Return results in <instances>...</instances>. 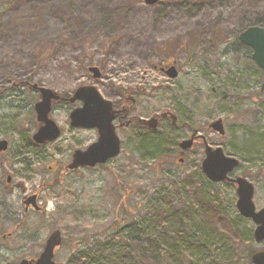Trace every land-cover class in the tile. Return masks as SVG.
Returning a JSON list of instances; mask_svg holds the SVG:
<instances>
[{"label":"rangeland","instance_id":"1","mask_svg":"<svg viewBox=\"0 0 264 264\" xmlns=\"http://www.w3.org/2000/svg\"><path fill=\"white\" fill-rule=\"evenodd\" d=\"M249 26L264 27V0H167L153 6L144 0H0V140L9 143L0 153V264L38 258L57 229L63 244L55 261L66 264L77 249L88 246L79 239L108 237L115 222L122 224L126 207L129 216H142L154 194L174 193L169 180H178L204 158L197 143L172 162L162 164L149 154L142 162L150 147L139 140L140 131L125 130L119 132V157L101 167L68 171L74 151L96 141L97 130L71 127L70 113L81 103H59L51 118L61 137L34 147L29 141L38 128L34 83L68 96L94 84L114 102L121 87H143L133 104L136 116L151 119L169 108L180 121H190L211 145L240 160L237 171L254 182V202L262 208L264 74L238 38ZM212 41L218 44L216 53L203 56ZM135 51L158 55L143 59ZM166 58L174 59L179 70L170 81L152 66L160 67ZM91 65L102 70L101 79L93 81ZM224 92L232 97L223 100ZM219 118L225 122L222 136L209 129ZM191 131L173 135L180 141ZM6 174L12 177L9 184ZM213 188L223 196L236 228L250 238L240 244V264H253L249 255L264 250V241L251 237L255 225L238 213L236 190L225 184ZM33 194L43 210H29L19 224L25 197ZM223 247L226 263L229 250ZM192 255L199 264L211 262L198 250Z\"/></svg>","mask_w":264,"mask_h":264},{"label":"trees","instance_id":"2","mask_svg":"<svg viewBox=\"0 0 264 264\" xmlns=\"http://www.w3.org/2000/svg\"><path fill=\"white\" fill-rule=\"evenodd\" d=\"M217 45L212 41L203 56L216 53ZM228 97L232 95L224 92L222 99ZM179 117L178 113L179 125L193 129L190 121H180ZM161 132H141L139 140L151 149L143 152L142 162L148 154L159 162L162 155L178 148L177 137L173 135L177 131L172 125L163 129V135ZM32 145L41 147L33 141ZM191 169L178 180H169V192L174 193L154 194L153 200L141 209L142 216H129L126 207V212L120 215L122 224L115 222L108 237L94 242L90 238L79 239L78 244L86 241L88 246L77 249L66 264H199L192 255L196 250L211 258L206 264H240V244L250 242L249 236L236 228L235 221L225 211L223 196L219 197L213 188L218 184L203 175L200 165ZM24 223L22 218L19 224ZM223 246L229 250L226 263L222 261L223 255L226 257Z\"/></svg>","mask_w":264,"mask_h":264},{"label":"water","instance_id":"3","mask_svg":"<svg viewBox=\"0 0 264 264\" xmlns=\"http://www.w3.org/2000/svg\"><path fill=\"white\" fill-rule=\"evenodd\" d=\"M161 0H145L148 5H154ZM240 41L251 47L253 50L252 59L264 73V27L249 26L239 35ZM95 79H99L102 74L97 67L89 69ZM169 76L176 78L178 70L175 67L169 69ZM33 88L39 92L40 100L35 104V112L39 127L33 134V141L37 144H46L60 138L62 132L57 123L50 117L52 105L54 102L64 100L56 91L33 85ZM264 90V81L262 84ZM226 96V95H225ZM71 102L82 101L81 107L75 108L71 114V126L83 127L98 130V140L92 143L86 150H75L72 162L67 166L68 169L74 170L80 167H95L99 164H105L109 160L117 157L121 152V140L116 132L114 120L117 111L114 109L113 102L105 99L94 85H83L78 87L73 96L69 99ZM176 122V116H172ZM151 127L157 128V119L152 118L147 122ZM213 130L224 135L225 125L222 118L213 121L210 126ZM194 137L181 142L180 147L184 151L192 148ZM205 157L202 160L201 168L206 177L219 183L225 180H233L237 183L238 200L236 206L240 215L251 219L256 228L254 237L257 242L264 241V207L257 210L254 203L255 186L247 178L239 176L231 179V173L240 164L239 159L225 154L222 147L214 148L204 136ZM9 143L6 140H0V153L6 152ZM12 177L7 175V182L10 183ZM37 194L26 197L24 204L27 208L32 205L36 210L41 208L37 204ZM61 230L53 231L48 237L43 251L37 259H22L19 264H57L55 261V250L62 245ZM253 264H264V250L257 251L252 255Z\"/></svg>","mask_w":264,"mask_h":264},{"label":"flooded vegetation","instance_id":"4","mask_svg":"<svg viewBox=\"0 0 264 264\" xmlns=\"http://www.w3.org/2000/svg\"><path fill=\"white\" fill-rule=\"evenodd\" d=\"M133 54H138L143 59H150V56H152V55L157 56L158 55L155 52H153L151 55V53H146L144 51H142V52L135 51V52H133ZM159 56L164 58V56H165L164 52L161 53V55H159ZM131 60H134V59H131ZM173 60L174 59H172V58H169V59L166 58V60H161V62L159 63L160 67L157 65H152V66L154 67L155 70H157V72L161 73L164 77L168 78L170 81L171 79L169 78V69L173 64L174 65L176 64L175 60L174 61ZM147 80H149V79H147ZM142 88L143 87H139V88H137V87H131V88L121 87L119 89V92L117 91V97L119 98V100L116 102H114L112 100L114 102V108L117 110L116 119L114 121V124L116 126L118 133L121 131L128 130V131H131L130 132L131 134H135L136 129L140 132H149V131H154V130L157 131V128H158V130H162L161 129L162 127H163V129L164 128L167 129L170 127V125H172L176 129V131L181 130V129H186L189 131L192 130L191 135L189 137H191L194 134L196 135L198 133L196 130L190 129L184 125H183V127L181 125H179V119H178V126H176L175 121L172 117L176 113L169 110V108H164L162 114H159V115L156 114L155 116L150 117V118L155 117L157 119V128L156 129H153L151 127V124L147 123L149 118L137 117L135 114V111H134V105L133 104H136L137 101L143 95ZM130 100L132 101V104L128 103V101H130ZM176 116L178 118V114H176ZM183 139H181V140H183ZM181 140L178 141V148L177 149L170 150L169 153L161 156V158L159 159L160 163L163 164V163H167V162H172L174 159L178 158V156L181 155V150H180ZM200 142H201V139L198 137H195L194 145L197 146V143L199 144ZM194 148H192L190 151L186 152L183 155L187 156V154L190 153ZM178 161H179V159H178ZM237 170H238V168H236L235 170H233L229 174L231 179H235L239 176H245V177H248L250 179L249 176H247L244 173H242L241 171H237ZM218 184H225V185H227V186H229L235 190H237V188H238L237 183H235L233 180H228V181L218 183ZM32 209H33L32 207H29L27 210H32Z\"/></svg>","mask_w":264,"mask_h":264}]
</instances>
